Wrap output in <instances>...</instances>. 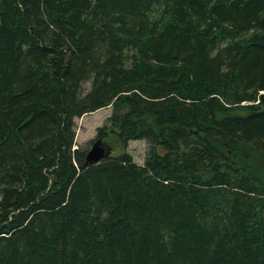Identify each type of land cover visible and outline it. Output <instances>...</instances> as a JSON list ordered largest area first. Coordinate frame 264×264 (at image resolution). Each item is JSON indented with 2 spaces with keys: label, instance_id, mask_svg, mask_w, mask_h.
<instances>
[{
  "label": "trees",
  "instance_id": "1",
  "mask_svg": "<svg viewBox=\"0 0 264 264\" xmlns=\"http://www.w3.org/2000/svg\"><path fill=\"white\" fill-rule=\"evenodd\" d=\"M0 264H264V0H0Z\"/></svg>",
  "mask_w": 264,
  "mask_h": 264
},
{
  "label": "rangeland",
  "instance_id": "2",
  "mask_svg": "<svg viewBox=\"0 0 264 264\" xmlns=\"http://www.w3.org/2000/svg\"><path fill=\"white\" fill-rule=\"evenodd\" d=\"M90 87V82H86L83 85V91L86 92ZM112 106L101 108L97 111L77 117L76 123V142L77 146L92 147L94 140L98 136V128L105 127L109 131H113L114 127L109 120L112 114ZM105 141L112 147L113 156L119 155L124 151H128L133 155V158L139 164H143L146 156L148 144L145 140H130L127 145L121 143V141L114 135H109Z\"/></svg>",
  "mask_w": 264,
  "mask_h": 264
},
{
  "label": "water",
  "instance_id": "3",
  "mask_svg": "<svg viewBox=\"0 0 264 264\" xmlns=\"http://www.w3.org/2000/svg\"><path fill=\"white\" fill-rule=\"evenodd\" d=\"M112 147L103 138H96L88 150L85 164L97 163L112 154Z\"/></svg>",
  "mask_w": 264,
  "mask_h": 264
}]
</instances>
